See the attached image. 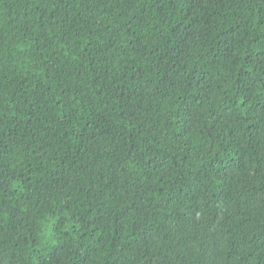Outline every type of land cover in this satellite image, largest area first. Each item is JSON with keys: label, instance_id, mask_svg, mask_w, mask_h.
I'll return each instance as SVG.
<instances>
[{"label": "trees", "instance_id": "obj_1", "mask_svg": "<svg viewBox=\"0 0 264 264\" xmlns=\"http://www.w3.org/2000/svg\"><path fill=\"white\" fill-rule=\"evenodd\" d=\"M0 264H264V0H0Z\"/></svg>", "mask_w": 264, "mask_h": 264}]
</instances>
